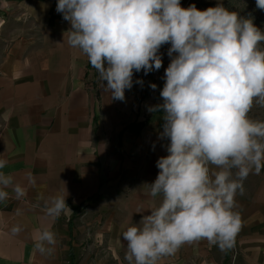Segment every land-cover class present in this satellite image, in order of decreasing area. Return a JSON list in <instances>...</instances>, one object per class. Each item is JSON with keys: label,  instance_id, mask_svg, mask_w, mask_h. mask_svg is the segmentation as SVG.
Returning <instances> with one entry per match:
<instances>
[{"label": "crops", "instance_id": "obj_1", "mask_svg": "<svg viewBox=\"0 0 264 264\" xmlns=\"http://www.w3.org/2000/svg\"><path fill=\"white\" fill-rule=\"evenodd\" d=\"M56 5L0 0L2 171L27 188L20 200L7 189L0 202V264H128L122 231L139 222L138 210L160 203L142 185L154 182L156 161L167 155L162 113L149 112L152 101L144 98L150 73H134L124 101L104 92L87 57L64 42L70 23ZM64 187L70 210L52 221L43 201ZM243 188L236 196L241 228L230 249L196 241L160 264H264V170L250 173ZM16 224L23 231L12 235ZM45 224L57 233L50 255L34 248V229Z\"/></svg>", "mask_w": 264, "mask_h": 264}, {"label": "clouds", "instance_id": "obj_2", "mask_svg": "<svg viewBox=\"0 0 264 264\" xmlns=\"http://www.w3.org/2000/svg\"><path fill=\"white\" fill-rule=\"evenodd\" d=\"M256 8L264 11V0ZM56 11L70 23L64 42L66 36L87 57L112 100H125L134 73L158 71L160 49L170 45L162 103L148 108L162 113L167 155L156 161L154 182L142 185L160 203L138 210L139 222L122 231L128 264H160L201 240L230 249L242 223L236 196L250 173L264 170V120L249 116L254 103L264 107V30L222 3L200 10L181 0H57ZM7 164L0 155V202L9 198L7 189L17 200L27 193L2 171ZM67 196L64 187L45 198L46 217L55 221L70 210ZM10 231L18 235L23 227ZM33 241L50 255L57 244L52 224L35 228Z\"/></svg>", "mask_w": 264, "mask_h": 264}, {"label": "rangeland", "instance_id": "obj_3", "mask_svg": "<svg viewBox=\"0 0 264 264\" xmlns=\"http://www.w3.org/2000/svg\"><path fill=\"white\" fill-rule=\"evenodd\" d=\"M217 3H222L228 10L235 11L241 16H251L254 24L264 30V11L256 8V0H181L182 7L187 8L189 5L195 4L200 10L215 7ZM169 47L170 45H164L161 47L160 54L162 56L163 66L158 71L151 72V77L149 76V78L144 81V83L148 82V85L145 86L143 91L144 98L152 101V104H149L148 106L162 103L160 91L162 90L165 81L162 79L164 73L162 72V77L159 76V73L161 70H165L164 68H167L170 63V58L167 55ZM261 47L264 48V44H262ZM150 84H156V89L153 90L150 88ZM143 114L147 115L145 112ZM249 116L253 119L264 120V107L254 103Z\"/></svg>", "mask_w": 264, "mask_h": 264}]
</instances>
